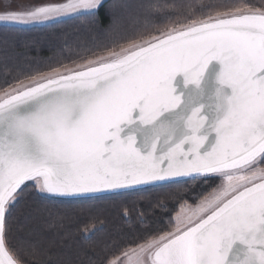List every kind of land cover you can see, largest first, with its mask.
Here are the masks:
<instances>
[{"label": "snow or ice", "instance_id": "1", "mask_svg": "<svg viewBox=\"0 0 264 264\" xmlns=\"http://www.w3.org/2000/svg\"><path fill=\"white\" fill-rule=\"evenodd\" d=\"M107 4L0 0V24L99 17ZM107 16V45L0 81V264H69L53 249L101 230H68L59 205L210 177L168 227L107 241L90 264H264V0L155 3L132 32ZM26 191L45 202L46 247L14 235Z\"/></svg>", "mask_w": 264, "mask_h": 264}, {"label": "trees", "instance_id": "2", "mask_svg": "<svg viewBox=\"0 0 264 264\" xmlns=\"http://www.w3.org/2000/svg\"><path fill=\"white\" fill-rule=\"evenodd\" d=\"M209 0H108L105 12L99 17L80 16L63 20L54 25L33 28H10L0 26V81L6 76L16 75L29 70H46L52 61L68 62L77 54H84L88 49L102 47L113 38L107 31L109 23L107 14L110 11L120 17L121 25L127 32H132L145 25L146 11L155 3L182 5L186 3H206ZM212 2L235 3L237 0H212ZM256 2V0H250ZM184 9L169 8V12ZM156 23L161 22L159 15H154ZM218 179L210 177L205 180H188L187 183H172L154 188L144 189L135 194L107 196L62 204L52 209L54 212H66L70 220L67 229L74 231L85 224H95L97 231L91 240L82 238L76 232L73 240L65 242L62 247L53 249L59 255L53 260H62L69 264H90L99 260L93 256L95 248L99 254L107 241L128 237L135 229L166 228L169 221L179 210L180 197L189 204H195L201 193H206L218 183ZM160 202L166 208L156 207ZM45 202L31 192L26 191L25 198L14 209L13 227L19 238L39 241L47 246L56 239L54 231L49 229L46 213L42 209ZM127 210L128 217L125 216ZM139 212L145 213V225L138 223ZM137 235L140 233L137 232ZM15 242L20 243L17 239Z\"/></svg>", "mask_w": 264, "mask_h": 264}, {"label": "rangeland", "instance_id": "3", "mask_svg": "<svg viewBox=\"0 0 264 264\" xmlns=\"http://www.w3.org/2000/svg\"><path fill=\"white\" fill-rule=\"evenodd\" d=\"M72 18H75V17L66 18V19H64V20H67V19H72ZM0 26H5V25H2V24H0ZM43 26H45V25H41V26H35V27H43ZM19 28H33V27H19Z\"/></svg>", "mask_w": 264, "mask_h": 264}, {"label": "water", "instance_id": "4", "mask_svg": "<svg viewBox=\"0 0 264 264\" xmlns=\"http://www.w3.org/2000/svg\"><path fill=\"white\" fill-rule=\"evenodd\" d=\"M185 179H187V178H185ZM163 185H168V184H163ZM163 185H160V186H163ZM154 187H159V186H145L144 189L154 188Z\"/></svg>", "mask_w": 264, "mask_h": 264}]
</instances>
